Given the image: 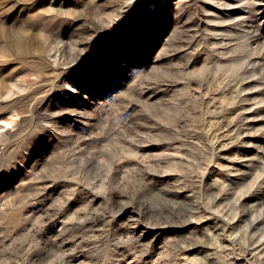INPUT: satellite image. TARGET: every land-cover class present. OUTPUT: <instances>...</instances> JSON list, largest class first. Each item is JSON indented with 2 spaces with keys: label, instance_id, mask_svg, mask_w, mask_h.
I'll return each instance as SVG.
<instances>
[{
  "label": "rangeland",
  "instance_id": "1",
  "mask_svg": "<svg viewBox=\"0 0 264 264\" xmlns=\"http://www.w3.org/2000/svg\"><path fill=\"white\" fill-rule=\"evenodd\" d=\"M257 0H0V264H264Z\"/></svg>",
  "mask_w": 264,
  "mask_h": 264
},
{
  "label": "bare ground",
  "instance_id": "2",
  "mask_svg": "<svg viewBox=\"0 0 264 264\" xmlns=\"http://www.w3.org/2000/svg\"><path fill=\"white\" fill-rule=\"evenodd\" d=\"M258 5L260 6L259 13L264 12V0H257ZM264 23V19H263Z\"/></svg>",
  "mask_w": 264,
  "mask_h": 264
},
{
  "label": "snow or ice",
  "instance_id": "3",
  "mask_svg": "<svg viewBox=\"0 0 264 264\" xmlns=\"http://www.w3.org/2000/svg\"><path fill=\"white\" fill-rule=\"evenodd\" d=\"M130 2H131V0H130Z\"/></svg>",
  "mask_w": 264,
  "mask_h": 264
}]
</instances>
